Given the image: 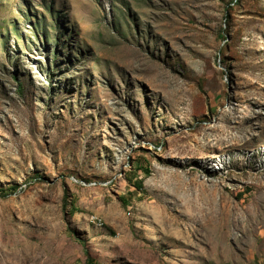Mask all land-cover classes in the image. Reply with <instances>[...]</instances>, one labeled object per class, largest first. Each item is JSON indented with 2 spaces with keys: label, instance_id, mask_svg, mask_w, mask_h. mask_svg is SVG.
<instances>
[{
  "label": "rangeland",
  "instance_id": "1",
  "mask_svg": "<svg viewBox=\"0 0 264 264\" xmlns=\"http://www.w3.org/2000/svg\"><path fill=\"white\" fill-rule=\"evenodd\" d=\"M264 264V0H0V264Z\"/></svg>",
  "mask_w": 264,
  "mask_h": 264
},
{
  "label": "trees",
  "instance_id": "2",
  "mask_svg": "<svg viewBox=\"0 0 264 264\" xmlns=\"http://www.w3.org/2000/svg\"><path fill=\"white\" fill-rule=\"evenodd\" d=\"M88 264H92V262H91V261H89V262H88Z\"/></svg>",
  "mask_w": 264,
  "mask_h": 264
}]
</instances>
